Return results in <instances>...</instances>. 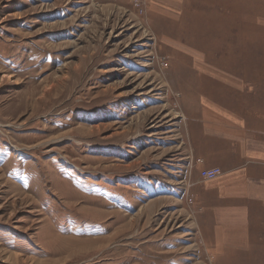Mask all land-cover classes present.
<instances>
[{"label": "rangeland", "instance_id": "374dc122", "mask_svg": "<svg viewBox=\"0 0 264 264\" xmlns=\"http://www.w3.org/2000/svg\"><path fill=\"white\" fill-rule=\"evenodd\" d=\"M160 1L0 0V264H226L183 113L197 88L264 92V0Z\"/></svg>", "mask_w": 264, "mask_h": 264}, {"label": "crops", "instance_id": "0c3cea01", "mask_svg": "<svg viewBox=\"0 0 264 264\" xmlns=\"http://www.w3.org/2000/svg\"><path fill=\"white\" fill-rule=\"evenodd\" d=\"M238 88L213 84L187 97L180 164L196 232H215L212 247L226 248V264H252L259 256L247 255L261 252L252 237L264 232V92ZM210 168L220 174L200 178Z\"/></svg>", "mask_w": 264, "mask_h": 264}, {"label": "built area", "instance_id": "2783aa9c", "mask_svg": "<svg viewBox=\"0 0 264 264\" xmlns=\"http://www.w3.org/2000/svg\"><path fill=\"white\" fill-rule=\"evenodd\" d=\"M219 174H220V170L218 168L202 169L199 172L200 178L207 179V180L213 179Z\"/></svg>", "mask_w": 264, "mask_h": 264}]
</instances>
